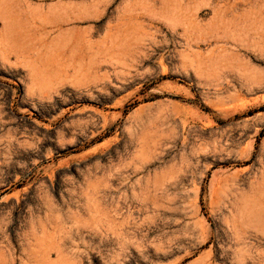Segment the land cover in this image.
I'll use <instances>...</instances> for the list:
<instances>
[{
    "label": "rangeland",
    "instance_id": "374dc122",
    "mask_svg": "<svg viewBox=\"0 0 264 264\" xmlns=\"http://www.w3.org/2000/svg\"><path fill=\"white\" fill-rule=\"evenodd\" d=\"M0 264H264V0H0Z\"/></svg>",
    "mask_w": 264,
    "mask_h": 264
}]
</instances>
